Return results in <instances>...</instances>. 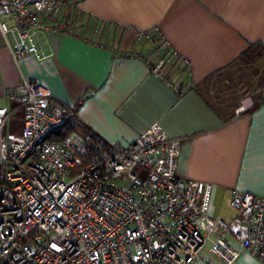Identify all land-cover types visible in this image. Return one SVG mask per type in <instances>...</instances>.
Listing matches in <instances>:
<instances>
[{"label": "built area", "instance_id": "built-area-1", "mask_svg": "<svg viewBox=\"0 0 264 264\" xmlns=\"http://www.w3.org/2000/svg\"><path fill=\"white\" fill-rule=\"evenodd\" d=\"M73 26L64 0H0V32L17 66L27 56L49 58L47 37ZM135 43L140 50L111 49L143 61L183 97V83L163 67L191 74V64L161 29L135 31ZM6 99L11 106L0 108V264H209L202 256L207 249L223 264H235L240 250L264 264V198L235 190L236 218L213 219L212 186L177 173L180 139L157 125L130 146L93 131L67 134L80 121L76 108L23 75ZM19 112L21 133L6 139Z\"/></svg>", "mask_w": 264, "mask_h": 264}, {"label": "crops", "instance_id": "crops-1", "mask_svg": "<svg viewBox=\"0 0 264 264\" xmlns=\"http://www.w3.org/2000/svg\"><path fill=\"white\" fill-rule=\"evenodd\" d=\"M64 1L74 26L47 37L50 57L43 61L27 56L17 66L0 32V108L11 106L6 92L23 75L76 108L79 134L93 131L130 146L157 125L168 138L180 139L177 173L212 186L213 219L236 218L230 205L235 190L264 198V99L227 118L201 91L251 46H264V0ZM154 28L191 64V74L181 67L175 71L172 64L163 67L166 76L183 83V97L143 61L115 56L111 49L140 50L135 31ZM16 121L22 129V114ZM202 256L209 264H223L208 249ZM235 264L262 263L240 250Z\"/></svg>", "mask_w": 264, "mask_h": 264}, {"label": "rangeland", "instance_id": "rangeland-1", "mask_svg": "<svg viewBox=\"0 0 264 264\" xmlns=\"http://www.w3.org/2000/svg\"><path fill=\"white\" fill-rule=\"evenodd\" d=\"M261 57L251 63L240 61L229 69L214 75L201 90L208 100L225 117L236 115L238 110L264 99V46L254 51ZM244 60V59H242ZM22 113L12 119L6 129V139L20 135Z\"/></svg>", "mask_w": 264, "mask_h": 264}, {"label": "trees", "instance_id": "trees-1", "mask_svg": "<svg viewBox=\"0 0 264 264\" xmlns=\"http://www.w3.org/2000/svg\"><path fill=\"white\" fill-rule=\"evenodd\" d=\"M262 44H256V45H253L251 46L242 56L241 58L239 59V62L240 61H245V62H248V63H251L253 62L254 60L258 59L261 57L260 54H255L254 55V51H256V49H258ZM244 59V60H242ZM238 63V62H237ZM75 128L73 127H70L68 128V131H67V134L71 133L74 131Z\"/></svg>", "mask_w": 264, "mask_h": 264}]
</instances>
